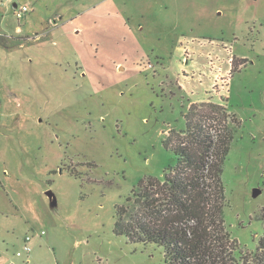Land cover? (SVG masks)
<instances>
[{"label": "rangeland", "instance_id": "1", "mask_svg": "<svg viewBox=\"0 0 264 264\" xmlns=\"http://www.w3.org/2000/svg\"><path fill=\"white\" fill-rule=\"evenodd\" d=\"M178 75L225 112L193 111ZM202 114L232 130L220 205L237 252L223 264H241L264 233V0H0V264H167L117 234V213L145 214L138 185L164 184L165 141Z\"/></svg>", "mask_w": 264, "mask_h": 264}, {"label": "trees", "instance_id": "2", "mask_svg": "<svg viewBox=\"0 0 264 264\" xmlns=\"http://www.w3.org/2000/svg\"><path fill=\"white\" fill-rule=\"evenodd\" d=\"M204 106L210 107L212 114L226 109L211 101L192 109L200 108L195 109L200 113ZM201 116L187 117L184 142L177 143L170 137L165 141L177 162L164 184L151 180L146 186L144 182L138 185L143 192L137 196V203L142 204L146 216L129 215L123 207L117 213V234L125 235L134 244L161 247L167 264H223L229 250V255L237 252L234 247L227 250L230 239L220 205L224 200L222 176L233 141L232 130L224 124L207 125L208 116ZM244 259L241 264H264V233L256 252Z\"/></svg>", "mask_w": 264, "mask_h": 264}, {"label": "crops", "instance_id": "3", "mask_svg": "<svg viewBox=\"0 0 264 264\" xmlns=\"http://www.w3.org/2000/svg\"><path fill=\"white\" fill-rule=\"evenodd\" d=\"M112 1V0H111ZM113 3V2H112ZM113 5H115V4H112V6ZM115 9L117 8V7H115V6H113ZM94 10H96V8L94 9ZM117 10V9H116ZM119 13V12H118ZM61 18V17H60ZM75 20H77V18L75 19ZM70 22H72V21H70ZM62 24H63V29H64V34H65V36H68L69 34L71 35V34H80V30L78 29L79 27H75V28H71V29H68V30H66L65 29V26L68 24V23H63L62 22ZM140 29L141 30H143L141 27H140ZM67 38V37H66ZM68 39V38H67ZM138 47H139V49H140V56L142 57V59L144 58L145 59V57H147V58H149L148 57V55H147V53H146V51H145V49L144 48H142L139 44H138ZM228 51V50H227ZM150 52H152V53H154V51L153 50H150ZM226 54H228V52H226ZM229 54H230V56H232L233 55V52L232 51H229ZM228 54V55H229ZM156 56V55H155ZM158 56V55H157ZM230 56H225L226 57V59L228 58V60H227V62H229V59H230ZM234 57H235V55H233ZM237 58H238V56H236ZM241 59H244V58H242V57H240ZM183 60H184V58H183ZM221 61V60H220ZM226 60H223L222 61V63H220L221 64V66L224 68V66H225V64H227V62H225ZM218 68H221L219 65H218ZM222 68V69H223ZM136 71H135V70ZM116 70L122 75H126L127 73H128V71L129 70H133L132 72H134V73H139V72H141V68H140V65L139 66H135L133 69H131V68H129V69H127V67H125V65H123L122 64V62H119L118 64H117V66H116ZM126 73V74H125ZM184 74V73H183ZM196 73H193V78L194 79H196V77H197V75H195ZM229 75H230V72H229ZM181 76V75H180ZM180 76L178 75L177 76V79H178V85H179V87H180V89L187 95V96H189V98H191V100H192V102H191V104H196V103H207V102H210V101H212V100H207V101H205V100H203V101H199L197 98H195V97H193L194 95H196L195 93H192V92H188L187 90H186V88H185V80H182L181 78H180ZM230 77V79H231V77H232V75H230L229 76ZM189 78V76L187 77V79ZM199 79L200 80H204L205 81V79H206V77L205 76H201V77H199ZM230 79L229 80H226L225 78H221V75H219V79L218 80H220L221 81V84H220V86H219V88L222 90V91H226V90H228V87H229V84H230ZM203 81V82H204ZM222 83H223V85H222ZM216 84V83H215ZM217 85V84H216ZM215 86V85H214ZM214 103V102H213ZM218 104V103H217ZM219 105H221V104H219Z\"/></svg>", "mask_w": 264, "mask_h": 264}, {"label": "built area", "instance_id": "4", "mask_svg": "<svg viewBox=\"0 0 264 264\" xmlns=\"http://www.w3.org/2000/svg\"><path fill=\"white\" fill-rule=\"evenodd\" d=\"M30 11L31 9L27 5L17 6L16 14H17L18 19L24 18ZM30 241H31V237H26L25 244H24V250L27 254L31 253V247L29 245Z\"/></svg>", "mask_w": 264, "mask_h": 264}, {"label": "water", "instance_id": "5", "mask_svg": "<svg viewBox=\"0 0 264 264\" xmlns=\"http://www.w3.org/2000/svg\"><path fill=\"white\" fill-rule=\"evenodd\" d=\"M260 194H261V190L259 188L254 189V191H253L254 197H258ZM46 196L49 198L51 206L56 207L57 206V198H56L54 192L53 191H47Z\"/></svg>", "mask_w": 264, "mask_h": 264}]
</instances>
